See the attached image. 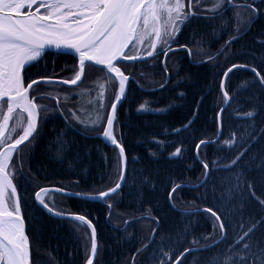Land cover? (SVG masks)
Wrapping results in <instances>:
<instances>
[{
	"label": "trees",
	"instance_id": "1",
	"mask_svg": "<svg viewBox=\"0 0 264 264\" xmlns=\"http://www.w3.org/2000/svg\"><path fill=\"white\" fill-rule=\"evenodd\" d=\"M234 1L252 3V0ZM254 7L260 14L246 32L248 21L253 20L248 9L231 6L222 16L196 15L178 36V45H187L192 59L184 50L170 55L177 59V67L168 85L148 91L136 83L130 84L115 125L129 161L127 178L118 194L105 202L57 193L45 198L56 210L84 215L95 224L99 240L95 264H163L162 253H167L174 264L185 248L204 246L221 237L209 215L191 210L208 207L216 210L223 205L234 210L229 217L233 225L242 222L245 231L255 225L246 243L254 248L264 247V223L261 222L264 210L256 199L248 196L245 186V182L253 185L255 196L264 200V88L251 71L242 69L230 74L229 92L233 99L223 114L222 134L201 148L199 160L195 151L199 140H213L219 134L216 114L223 106L219 89L223 72L233 63H243L264 75V4L256 0ZM246 12L248 15H241L246 17L244 20L241 17L245 27L237 32V13ZM236 35L240 39L224 49L229 53L227 59L224 55L213 57ZM210 57L213 58L197 63ZM76 63L72 55L48 53L28 69V76L31 79L71 78L69 75ZM127 65H122L126 72L134 69L146 88L166 82L167 74L158 60ZM86 73L90 86L100 75L106 77L105 73L92 69ZM43 87L40 89L45 90ZM179 93L184 96L181 98ZM43 103L48 105L46 101H38ZM141 104L152 110H140ZM158 109L168 110L158 112ZM250 111L258 114L245 118ZM189 121H193L191 126L177 134ZM229 140L233 141L232 146L224 143ZM177 147L183 150L181 157L169 159ZM25 148H28L27 171L33 179L18 180L17 187L35 264H85L91 249L89 229L82 223L49 215L36 203L34 193L44 186L90 194L108 190L120 178L118 150L98 137L68 126L59 113L52 112L41 113L39 133ZM245 149L246 155L239 166L226 170L224 166ZM58 153L61 158H57ZM202 161L210 166L208 182L191 186L205 177ZM238 173H242L243 198L234 192L229 200L228 190L234 188ZM172 183L188 185L175 193L174 204L168 200ZM51 197L54 202L50 201ZM108 204L112 205L111 209ZM227 235L228 240L210 249L187 254L182 264H223L227 257L245 255L242 245L229 252L237 232L229 228ZM234 264H240L239 260L235 259Z\"/></svg>",
	"mask_w": 264,
	"mask_h": 264
},
{
	"label": "snow or ice",
	"instance_id": "2",
	"mask_svg": "<svg viewBox=\"0 0 264 264\" xmlns=\"http://www.w3.org/2000/svg\"><path fill=\"white\" fill-rule=\"evenodd\" d=\"M260 2L264 4V0ZM202 3L203 0H197L196 4H193V0H188L186 7L184 0H0V264H35L32 257V239L28 235L21 196L14 183V178L17 172L23 175L22 158L17 159L22 155L21 146L25 145V142L31 143L36 139L40 127V114L49 108L48 105L38 104L36 101L51 100L53 97L30 93L36 92L40 85L78 87V82L82 83L85 77L86 69L105 73L113 88L118 84V90L114 94L115 98L110 103V110L103 103L105 86L99 85L101 89L98 93L99 110L105 112L106 115L97 116L90 124H85L71 109H68L65 115V111L59 108V100H57V111L66 120L68 126H71L72 120H75L92 131L98 130L102 121L106 120L102 135L119 150L120 182L107 191H99L97 194L68 193L63 187L55 189L41 187L34 193L35 201L47 212L64 219H74L77 223H84L91 228V254L86 264H94L98 244L92 222L83 215L65 216L64 213L55 211L54 207H50L49 203L45 202V196L55 191L62 195L103 201L110 199L121 190L126 180V154L124 146L114 135L113 126L118 120V105L127 97L126 88L130 76L125 75V72L117 65L121 62L135 65L145 64L149 59L158 60L167 74L166 61L169 54L180 50L173 49L171 45L179 43L177 37L183 27L192 19L197 18L196 12L190 9L195 7L199 11ZM255 3L256 0H252L251 4L244 3L232 5V7L248 9L254 19L260 14L254 7ZM220 7L221 4H216L212 9L205 11H211L214 16H222L223 13L217 11ZM241 15H248V13H237L238 27L235 29L237 32L245 27L241 21ZM250 24L251 20L248 21L249 27ZM238 39H240L239 35L231 37L224 47L226 48L228 44ZM51 48L74 52L75 58H78V65L73 67L74 76L63 80H54L46 76L31 79L28 76V69L44 59L48 54L47 50ZM181 49L191 54L187 45H181ZM219 55H224L227 59L229 53L222 48L217 53V56ZM161 57L164 59L160 60ZM242 69L251 71L256 77V82L264 88V75H261L256 68L243 63H233L223 72V77L219 81L222 102L226 106H230L233 99L229 92L230 74ZM179 83L178 81L177 86ZM165 86V84L160 85L161 89ZM79 95H84V93L81 92ZM179 96L182 98L184 93H179ZM65 99L68 97L66 96ZM140 110L151 111L152 109H145V105L141 104ZM167 110L158 109L156 111ZM226 110V108H221L216 114V123L221 129V134L222 118ZM196 114L198 110L194 116ZM257 114L250 111L246 113L245 118H252ZM69 116L72 117L71 120L68 119ZM192 123L193 121H189L183 129H178L177 134L186 130ZM234 139L235 134H233ZM59 143L62 150V142ZM211 143L213 141L201 139L195 144L198 160L201 148ZM224 143L229 146L233 145L232 140ZM182 151V148L177 147L170 154L169 159H179ZM246 151L245 149L236 155L229 164L224 166L225 169L230 171L239 166ZM57 158H61L59 153ZM201 163L205 170L203 183H207L211 175L210 166L207 162L202 161ZM241 179L242 173H238L234 188L228 190L229 200L232 199L234 192L243 198L244 188L241 186ZM187 186L172 183L168 190L169 203L175 198V193L179 189ZM245 186L248 196L256 199L261 209L264 210V200L255 196L253 185L245 182ZM212 195L215 197V188L212 189ZM107 206L109 209L112 208L111 204ZM198 211L209 215L213 228L220 230L221 240L216 241V244L228 240L229 228L237 232L228 250L231 252L242 245L241 251L245 255L236 258L227 257L223 264H234L235 259H238L240 264H264V247L254 248L250 243H246L255 230V225L249 227L247 231L244 230L245 225L242 222L233 225L229 217L234 214V210L228 209L227 205L217 206L216 210L208 207ZM240 211L243 212V206ZM185 214L190 215L191 213L186 212ZM156 222L159 223L158 219ZM261 222L264 223V220ZM200 238L206 239L203 236ZM194 251L196 249L185 248L177 260L182 264L181 257ZM162 255L165 257L163 264H172L167 253H162Z\"/></svg>",
	"mask_w": 264,
	"mask_h": 264
},
{
	"label": "rangeland",
	"instance_id": "3",
	"mask_svg": "<svg viewBox=\"0 0 264 264\" xmlns=\"http://www.w3.org/2000/svg\"><path fill=\"white\" fill-rule=\"evenodd\" d=\"M184 3L186 5V7H187L188 0H184ZM196 3H197V0H193V4H196ZM216 4H221V7L219 9H217L218 12H223L227 8L231 7L232 5H237L234 0H203V3L200 5L199 11H197V9L195 7H193L192 9H193V12L199 13L201 15H205V14L211 13V11H205V10L212 9ZM257 17H258V15L251 21V24L250 25L253 24V21ZM245 18H246L245 16L242 17L243 20ZM250 27L248 26L247 29H249ZM223 49H225V47ZM170 55H169V57H168V59L166 61V64L168 63V65H169V66L167 65V74L170 75V79H171L172 71L174 72L176 70V67H177V59L175 57H171ZM161 59L163 60L162 57H161ZM208 60H209V58L204 59V61H208ZM76 65H78V62L76 63ZM126 66L129 67V65H127V64H126ZM129 73H131L132 76L135 78V80H131L130 81V84L131 83H136L137 85H140L143 89L148 90V91H154V90L161 89L160 86H154V87H151V88H146V87H144V85L142 83L143 80L138 78V76H137L138 74L137 73H134V69L129 68ZM69 76H72V77L74 76V70H73V68H72L71 74ZM86 76H87V73H86ZM51 78H55V77H51ZM67 79H69V78H67ZM87 79H88V77H87ZM170 79L168 80V82H167V79H166V82L167 83L165 82L166 84L165 83H163V84H165L167 86L168 83H169V81H170ZM86 82L88 83V81L85 80V87L87 86V83ZM100 84H103L105 86L104 89H103V93H104V95H103V103L106 104L107 107H108V110H110V103L115 98V95L114 94H115V91L118 90V84L116 85L115 88H113L112 84L110 82H108L107 76L105 77V75H100L98 77V79L95 80V82L92 83V86H90L92 88L90 89V87H89L87 89H90V90H88L86 93L83 92L84 95H79L78 96V93L76 95L75 92H77L79 89H76V88H68V87H64V86L62 87V85H55V86L40 85L37 88L36 92L39 93V95H50V96L53 97V99H51V100H43V101H46L47 102L48 106L49 105L50 106L51 105L52 106L55 105V108H57L58 107L57 106V100H59V108H61V109H63L65 111V115L67 114V110L68 109H71L72 112H74L81 120H83L85 122V124H90V122L92 120H95L97 116L103 117V116L106 115L105 112L99 110L98 93L101 91V89L99 87ZM42 86L45 87V90H41L40 89V87L42 88ZM34 87H36V86H34ZM129 88H130V85H129ZM69 90H71V91H69ZM127 95H128V93H127ZM66 96L68 97V99H65ZM43 104H45V103H43ZM50 106H49V108H48L47 111L43 112L44 114H46L47 112H49V113H51V112L52 113H59L57 111V109H54L53 108L54 106L53 107L52 106L50 107ZM119 110H120V108H119ZM119 110H118V113H119ZM118 113H117V116H118ZM68 119L71 120L72 117L69 116ZM105 122H106V120H103L102 123L100 124V126L98 127V130H96V131L89 130V128L81 125L80 123H78L75 120H72L71 126H73L76 129L84 132L85 134H89V135H91V136L94 137L95 134L101 133L103 131V126L105 125ZM115 130H116V128H115ZM114 135L116 136L117 140L120 141L118 139L115 131H114ZM27 144H29V143L26 142L25 145H23L21 147V154L22 155H21L20 158H17V159H21L22 158V161H23V166H22L23 175H21L19 172H17L15 174L14 183L16 185L18 184V180H24V179H27V180H30L31 179L32 180L33 179L32 176L29 175V172L27 171V169H28L27 168V166H28L27 165L28 159L26 157V154L28 152V148H25V146ZM63 189H65V188H63ZM66 190H68V189H66ZM71 191H75V190H71ZM75 192H79V191H75ZM60 195L61 196H65V195H62V194H60ZM54 200H55L54 198H52V197L50 198V201L54 202ZM171 202H172V204H174L173 203V200ZM195 213H197V212H195ZM68 220H70V219H68ZM72 221H75V220H72ZM82 224H84V223H82ZM84 225L86 226V224H84ZM87 228L89 229L90 235H91L90 228L89 227H87ZM80 235L83 236L81 231H80ZM90 239H91V237H90ZM209 245L216 246L217 244L210 243V244H207V245H204V246H197V247L195 246V247H190V248H201L202 247L201 249L196 250V251H200V250H206V249L212 248V247H208ZM196 251H194V252H196ZM90 253H91V251H90ZM185 256L181 259V261H183V259L185 258ZM96 260H97V258H96ZM96 260H95V262H96ZM178 264H180V261H179Z\"/></svg>",
	"mask_w": 264,
	"mask_h": 264
},
{
	"label": "water",
	"instance_id": "4",
	"mask_svg": "<svg viewBox=\"0 0 264 264\" xmlns=\"http://www.w3.org/2000/svg\"><path fill=\"white\" fill-rule=\"evenodd\" d=\"M174 49H181L180 47H176V48H174ZM47 52H49V53H56V54H68V55H73V56H75V54H74V52H72L71 50H56L55 48H51V49H48L47 50ZM78 59V58H77ZM118 66V65H117ZM119 67V66H118ZM121 70L122 71H124L122 68H121ZM125 75H129L130 76V79H129V82H128V84H127V88H126V91H127V93H128V90H129V85H130V81L131 80H135V78L131 75V74H126L125 73ZM52 79H54V80H63L62 78H52ZM168 80H169V74H168ZM168 80H167V82H168ZM166 82V83H167ZM165 83V84H166ZM78 84H80V82H78ZM64 86H67V87H75V86H69V85H64ZM125 100V99H124ZM123 100V101H124ZM123 101H122V103H123ZM121 103V104H122ZM121 104L120 105H118V109H117V113H118V110H119V108H120V106H121ZM228 106H226V105H223V107L222 108H227ZM115 124V123H114ZM113 131H114V126H113ZM103 133V132H102ZM102 133H99V134H97L96 136H98V137H100L104 142H106L108 145H110V146H112V147H115V146H113L112 144H111V142H110V140H108V139H106V138H104L103 137V135H102ZM221 134V133H220ZM220 134L218 135V137L215 139V140H217L219 137H220ZM215 140H213V141H215ZM26 143V142H25ZM116 148V147H115ZM125 154H126V178H127V173H128V156H127V153H126V151H125ZM199 158H200V156H199ZM204 180H205V178H204ZM204 180L201 182V183H203L204 182ZM126 181V180H125ZM125 181L123 182V186H124V184H125ZM118 182H120V179H119V181ZM200 183V184H201ZM199 185V184H198ZM123 186H122V188H123ZM45 188H52V189H55V188H60V187H57V186H45ZM121 188V189H122ZM64 191L65 192H68V193H70V192H75V191H71V190H66V189H64ZM53 192H55V191H53ZM55 193H57V192H55ZM77 193H79V192H77ZM58 194H60V193H58ZM97 194V193H96ZM65 196H67V195H65ZM69 197H76V198H80V197H78V196H69ZM81 199H83V198H81ZM86 200H92V201H102V200H93V199H86ZM103 201H105V200H103ZM37 204H38V202H36ZM39 205V204H38ZM40 206V205H39ZM41 207V206H40ZM42 208V207H41ZM43 209V208H42ZM203 209H205V208H203ZM44 210V209H43ZM199 209H196V210H191V212H201V211H198ZM46 213H48L49 215H51V216H54V217H56V218H61V217H58V216H55V215H53L52 213H49V212H47L46 210H44ZM55 211H57V210H55ZM57 212H59V211H57ZM63 213V212H62ZM64 215L65 216H74V215H81V214H77V213H64ZM86 217V216H85ZM87 218V217H86ZM61 219H64V218H61ZM70 220H74V219H70ZM87 220H90L89 218H87ZM91 221V220H90ZM92 222V221H91ZM92 225L95 227V230H96V239H97V244H98V251H99V242H98V233H97V229H96V226H95V224L92 222ZM90 230H91V228H90ZM219 240H221V238L219 239ZM219 240H217V241H219ZM216 242V241H215ZM212 243V244H216V243ZM202 248V247H201ZM201 248H192V249H196V250H199V249H201ZM97 255H98V252H97V254L95 255V257H94V263H95V260H96V258H97ZM183 257H181V259H182ZM179 263V261L178 260H176L175 262H174V264H178Z\"/></svg>",
	"mask_w": 264,
	"mask_h": 264
},
{
	"label": "bare ground",
	"instance_id": "5",
	"mask_svg": "<svg viewBox=\"0 0 264 264\" xmlns=\"http://www.w3.org/2000/svg\"><path fill=\"white\" fill-rule=\"evenodd\" d=\"M197 63H201V62H199V61H197ZM85 80H87V77H86V73H85V77L83 78V80H82V83L80 82V84H79V86L77 87V86H75V87H73V88H76V89H79L77 92H75V94L77 95V93H78V96H79V93H81V92H87L88 90H90L92 87H90V84H89V82L87 83V86L85 87ZM92 86V85H91ZM90 87V89H87V88H89ZM23 146V145H22ZM21 146V147H22ZM38 191V190H37ZM22 210H23V208H22Z\"/></svg>",
	"mask_w": 264,
	"mask_h": 264
},
{
	"label": "flooded vegetation",
	"instance_id": "6",
	"mask_svg": "<svg viewBox=\"0 0 264 264\" xmlns=\"http://www.w3.org/2000/svg\"><path fill=\"white\" fill-rule=\"evenodd\" d=\"M178 36H179V34H178ZM177 39H178V37H177ZM174 46H181V45H178V43H176V44H172V45H171V47H174ZM170 54H171V53H170ZM170 54H169V55H170ZM32 95H39V93H37V92H33ZM38 101H40V100H38Z\"/></svg>",
	"mask_w": 264,
	"mask_h": 264
}]
</instances>
